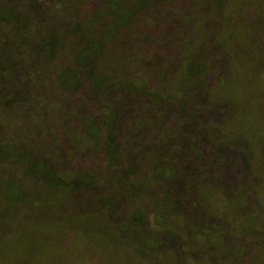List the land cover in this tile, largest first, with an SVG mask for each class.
Instances as JSON below:
<instances>
[{
    "label": "rangeland",
    "instance_id": "obj_1",
    "mask_svg": "<svg viewBox=\"0 0 264 264\" xmlns=\"http://www.w3.org/2000/svg\"><path fill=\"white\" fill-rule=\"evenodd\" d=\"M25 1L17 0L21 9ZM33 1L35 17L45 21L60 0ZM138 4V11L129 9L127 15V7L115 10L110 33L105 31L109 20L94 28L104 34L101 45L79 64L104 66L105 54L124 31L139 66L129 65L126 72L111 67L106 86L99 85L106 76L87 83L84 65L77 70L65 66L54 84L34 88L40 105L35 125L51 116L53 101H63L53 95L58 88L69 93L93 88L100 98L69 105L72 111L78 105L89 109L68 115L74 120L63 119L54 133L53 161L33 162L25 149L32 148L31 139L29 143L17 133L23 115L0 114L5 145L20 148L25 143L21 154L11 147L3 152L8 160L0 159V184L11 174L12 183L31 189L12 198L27 209L13 223L0 224V264H264V0H218L216 6L210 0ZM1 12L0 22L5 18ZM36 29L39 23L30 19L29 33ZM155 46L162 55L154 63L156 70L145 61ZM37 56H26L24 64L2 65L4 108L13 105L7 100L13 93L5 95V89L14 81L42 78ZM166 57L173 62L162 69ZM109 87L115 90L107 98L103 94ZM129 91L137 97L127 100ZM116 98L119 109L113 110L108 99L114 105ZM121 99L132 107V115ZM161 104L174 106L167 117L178 123L154 125L151 111ZM182 120L196 122L198 128L191 132L180 126ZM148 121L142 138L161 142L156 151L138 150L140 143L135 144L140 137L136 127ZM34 134L46 151L45 127L36 125ZM119 184L125 185L121 199L111 191ZM91 186L108 192L72 195ZM0 207L1 219L7 202L0 199ZM194 208L198 216L186 221L184 214Z\"/></svg>",
    "mask_w": 264,
    "mask_h": 264
},
{
    "label": "bare ground",
    "instance_id": "obj_2",
    "mask_svg": "<svg viewBox=\"0 0 264 264\" xmlns=\"http://www.w3.org/2000/svg\"><path fill=\"white\" fill-rule=\"evenodd\" d=\"M23 1L25 0H22V5L24 3ZM142 1L144 0H60L56 1L52 5V9L50 10L51 15L47 16L48 18L45 21H41L35 17L39 15L34 11L35 4L33 0H26L23 9L18 6L17 0H0V11H2V15L5 16L4 21L0 22V70L2 68V65H17L18 63L24 64L25 62H27L26 56L28 57L34 54L35 56L38 55L37 57H39V61L38 59H36L35 63H39L40 70L38 73L42 76L43 79H34L33 77H28V79H19L17 81H14L13 84H11L5 89V95H7L8 91H12L13 94H11V100L9 98H7V100L9 101V103L10 101L13 102V105L4 108V103L0 101L1 115L13 114L17 117H20L21 115L24 116L23 119H19V123L16 125L17 133L20 136L25 137L29 143V139H31L32 143L30 144L32 148L25 149L30 153V155L32 154L34 160L33 162H35L36 160L38 161V163H43L45 161V158L48 160V163L53 161V159H51L50 153L53 148L55 149L54 133L58 132L57 130H60L61 127H63V119L69 117L74 120L72 116L68 115L79 116L85 111L86 108L89 109L88 107H82L83 105H78V110L72 111L68 109L70 107V104H89L92 102L95 103L96 101H100L99 95L93 88L91 92H89L87 89L79 88L72 93L58 88V90L53 93V95L57 98H62L63 101H53V106L55 108L53 109L51 116L49 114L50 117H47L44 121H42L43 125H41L42 123L39 124L38 122H36L37 128H41L43 126L45 127V132L47 136V150L45 151V146L40 145L41 143L35 141V115L37 112L40 111V105L38 103L37 94L34 91V88L41 85L50 86L51 84H54L58 76L57 73L60 72L65 66H72L71 68L77 70L79 68V65H84L79 64V59L83 61L84 58H87V54L89 52L91 53L94 50L97 51L99 49V46L101 45V38L104 37V34L100 36L99 31L94 32L96 31L94 28H96L98 25L100 26L103 23H106L109 20L108 24L110 25L105 28V31L107 30V33H110L113 28L112 23H116L115 17L117 8L121 7L124 11L127 7V15L129 14V9L134 10V12L138 11V9H134V4L136 3L138 7V3ZM178 1L183 2L187 0ZM210 2L214 6L218 4V0H210ZM58 5H60V8H58ZM142 10H144V7L142 8ZM44 17L45 16L41 18ZM30 19H33L34 21L38 22L40 26V29H36L34 35L32 33H29L28 31V23ZM130 19H133L132 16L130 17ZM90 28L92 30H90ZM144 35L146 38L148 34ZM144 40L146 42V39ZM115 44V47L117 49L114 47V49H112L110 53L105 54L107 56L105 58L106 61L104 66L88 63L81 67V71L85 75V80L88 81L87 83H93V79H95L96 81L100 76L108 77L109 75V77L111 78V67H116L121 71L126 72L130 68H132L129 65H133V68H136L140 65L135 54H131V38H129V36L124 33V31L121 32V35H119L118 41L115 42ZM62 45L63 48H59ZM25 52H27V55ZM111 55H115L116 57H111ZM91 57H93V55ZM129 57L132 59V63L127 62V58ZM160 57H162L161 48L155 46L153 49V54H148L145 58V61H149L150 63L152 62V67L154 68V70H156L157 68L155 69L154 63ZM102 58L104 59V55ZM166 58H168L165 61L166 64L164 62V65L161 64V66H165L162 67V69H166V67L168 68L170 65H172L173 59L169 57ZM111 59H115L114 61L116 64L113 66L110 65ZM192 63L193 69L197 61L193 60ZM109 77L106 78V80L101 82L99 85L106 86L107 83L110 81ZM37 80L39 82H37ZM150 80H152V78H150ZM189 85L191 86L192 84L190 83ZM114 90V87H109L107 89L105 88V93L103 95L109 98L114 92ZM83 92L84 95L87 94L86 97L82 96ZM129 92L130 93H127L126 95L127 100L137 97V94L135 92ZM195 95L196 94H192V98L196 100L197 97H195ZM24 97L26 98L25 101H23ZM120 101L122 105L125 106L124 109L126 110L128 108L127 111H129L132 115V112L130 110L132 107L126 106L124 104L125 99H121ZM115 102L116 104L112 105L114 102L108 99V105H110L109 108L113 110L119 109V107H117V98L115 99ZM192 105L189 106H191V108L198 107ZM72 108L75 107L72 106ZM144 109L146 108H141V110ZM198 109L200 113L204 111V108L200 110V108L198 107ZM173 110L174 106H172L171 104H161L157 106L155 108V112L151 111V120L153 121L154 125L161 124L160 122H171L175 124L176 119L174 116L173 119H171V116L167 117V114H169V112H174ZM25 112L28 114L26 115ZM45 113L48 112L45 111ZM113 113L115 115H118L116 111H114ZM146 113L147 112H143L144 116H146ZM28 116H30L31 118ZM118 119L120 124L122 125V112H119V117L117 116V120ZM186 121L182 120V124L180 126H182L183 128H190L189 131L191 132L194 130V128H198L196 127L198 125L196 122ZM73 125L74 123L70 124L69 126L71 127ZM143 127V125L142 127H136V130H139V132L136 134L140 136L135 142V144L138 142L140 143V147H137V149L146 150L148 147L151 150L156 151L159 148H162L163 146H161V142L156 140L150 141L149 139L142 138V136L150 128L149 121L148 124L144 128ZM153 137H155V135ZM59 143H61V140L59 141ZM7 147H11L13 152L21 154L22 152H24L21 148L25 147V143L23 140V143L22 145H20V148H14L12 145H5L4 141L0 138V159L4 158V160L6 161L8 159L6 156H4L3 152H5V150H8ZM57 147L61 148V146ZM57 159L59 163H62V161L65 160H61L60 155L57 157ZM138 164L140 165V162ZM24 166L25 165H23V167ZM27 166H30V164ZM135 169L136 168L134 167V170ZM9 175L6 179H4L5 181L3 180V182L0 184V199L7 202V208L3 215H1L2 217L0 219V224L7 225L13 223L15 216L18 213H21L27 209V207L19 205L16 200H13L12 198L16 195L22 193L25 194L31 191V189L27 187H22L20 185L12 183L10 181L11 174ZM106 188L107 187L100 188L99 186L85 187L82 191H80V189L74 191V194L72 195L78 198H82L81 196L84 193H88L91 195L92 193H95L96 190L100 192L102 190L108 192ZM33 189L34 188H32V190ZM123 189H125V185L122 184H119L117 188H111L113 196L115 198H123L121 192ZM78 207H83V205L80 204L78 205ZM114 207L115 203L113 204V206L110 207V209ZM0 209L2 210L1 207ZM12 210H15V212H11ZM190 216H198V213L195 211V208L189 209V211L184 214V219L186 221H190Z\"/></svg>",
    "mask_w": 264,
    "mask_h": 264
},
{
    "label": "trees",
    "instance_id": "obj_3",
    "mask_svg": "<svg viewBox=\"0 0 264 264\" xmlns=\"http://www.w3.org/2000/svg\"><path fill=\"white\" fill-rule=\"evenodd\" d=\"M130 134H135V130H134V132H133V131H131V132H130Z\"/></svg>",
    "mask_w": 264,
    "mask_h": 264
}]
</instances>
